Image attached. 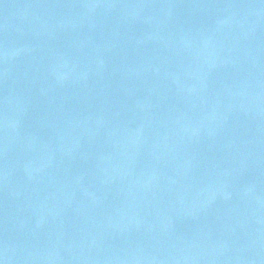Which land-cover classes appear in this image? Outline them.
Here are the masks:
<instances>
[{"label": "water", "instance_id": "1", "mask_svg": "<svg viewBox=\"0 0 264 264\" xmlns=\"http://www.w3.org/2000/svg\"><path fill=\"white\" fill-rule=\"evenodd\" d=\"M0 264H264V0H0Z\"/></svg>", "mask_w": 264, "mask_h": 264}]
</instances>
